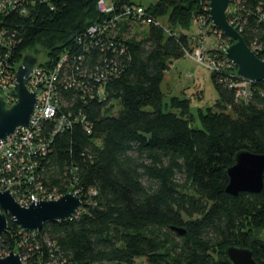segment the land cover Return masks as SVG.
Returning <instances> with one entry per match:
<instances>
[{
  "label": "trees",
  "instance_id": "1",
  "mask_svg": "<svg viewBox=\"0 0 264 264\" xmlns=\"http://www.w3.org/2000/svg\"><path fill=\"white\" fill-rule=\"evenodd\" d=\"M209 2L115 0L118 12L137 3L146 9L141 39L126 36L139 24L133 15L110 26L98 0H23L24 13L0 11V32L9 41L0 52L14 70L31 50L38 60L45 51L44 66L68 53L57 90L73 122L36 157V177L51 191H78L82 199L75 215L46 221L37 234L8 215L0 253L17 251L25 264H133L137 257L146 264H233L226 247L237 245L264 264V187L226 192L236 154L264 153V83H253L246 101L230 86L240 80L236 65L212 71L219 98L199 109L200 127L189 98L166 99L162 90L173 60L191 50L184 30L196 17L211 23ZM232 4L229 21L264 58V0ZM165 16L168 26L160 21ZM96 23L101 30L92 35ZM44 130L51 136L54 122Z\"/></svg>",
  "mask_w": 264,
  "mask_h": 264
},
{
  "label": "water",
  "instance_id": "2",
  "mask_svg": "<svg viewBox=\"0 0 264 264\" xmlns=\"http://www.w3.org/2000/svg\"><path fill=\"white\" fill-rule=\"evenodd\" d=\"M232 0H210L209 18L211 22L233 42L226 48V56L237 66L241 78L264 82V59L245 41L241 32L229 21L228 11ZM38 58L26 53L16 70L14 89L17 102L6 106L0 96V140H6L19 128L29 127L38 98L37 91H30L27 80L31 75ZM229 183L226 192L238 195L240 192L259 193L264 187V153L248 149L239 151L235 163L227 169ZM82 205L81 197L75 192H67L54 200H34L28 207L22 206L14 198L11 190H0V239L8 228V215L27 231H40L46 221H58L71 218ZM183 234L186 230L174 227ZM226 254L233 264H258L253 250L249 247L229 245ZM0 264H24L19 252L10 251L0 256Z\"/></svg>",
  "mask_w": 264,
  "mask_h": 264
},
{
  "label": "built area",
  "instance_id": "3",
  "mask_svg": "<svg viewBox=\"0 0 264 264\" xmlns=\"http://www.w3.org/2000/svg\"><path fill=\"white\" fill-rule=\"evenodd\" d=\"M22 2L23 0H0V11L9 13L20 9L24 13L25 11L21 9ZM97 6L100 12L111 15L110 26L115 27L117 24L116 20L126 15H133L138 23L146 24V19L144 18L146 9L138 3L132 6H124L121 12L117 11L115 0H98ZM109 25L107 26L109 27ZM100 27L97 23L90 26L88 29L89 33L95 34L97 30H101ZM8 45L9 41L6 36H4L3 32H0V46ZM251 48L255 51L257 46L254 45ZM67 54L64 53L53 66L41 65L38 60L27 80L28 89L37 91L38 98L30 125L26 128H19L16 133L9 136L6 140H0V189L6 187V190H11L15 198H18L19 204L23 202L29 206L34 200H54L63 195L45 188L43 184L37 181L36 157L46 155L53 135L63 131L73 122L69 116L71 114L68 115L61 110L62 103L57 90L60 75L62 73L65 74L62 69L68 68ZM232 65L234 66L235 64L227 58L225 48L224 57L221 58L219 56L218 61H213L209 68L212 71L222 70ZM12 67L0 52V96L5 101L9 100L10 97H15L17 100V94L14 89L17 68L14 70ZM236 75L238 76L237 72ZM239 78V81L232 82L230 86L236 89L238 99L247 101L253 94L252 84L256 81ZM102 92L103 87L100 86L98 88V96ZM78 120H84V117L76 116L74 121ZM47 121L54 122V130L51 136L50 132L49 136L44 133ZM74 192L78 193V191ZM28 232L37 234L39 231ZM47 242L49 245L51 244L48 240Z\"/></svg>",
  "mask_w": 264,
  "mask_h": 264
},
{
  "label": "rangeland",
  "instance_id": "4",
  "mask_svg": "<svg viewBox=\"0 0 264 264\" xmlns=\"http://www.w3.org/2000/svg\"><path fill=\"white\" fill-rule=\"evenodd\" d=\"M134 1L148 6L154 4L157 0ZM236 9L237 6L231 3L228 12L234 13ZM160 21L166 26L170 24L167 16L160 18ZM210 24H207L204 19L196 17L189 29L184 30L192 35L191 50L188 53L186 52L185 56L173 60L162 82V90L166 95V99L171 96H181L190 99L191 112L195 116L193 124L199 127L201 126L198 115L199 109L214 106L219 98L212 79V70L209 67L213 61H218L219 55L223 54L224 49L230 44L229 40L223 36V33L219 29L216 30ZM177 28H179L178 25ZM147 29L148 26L146 24H134L128 33L129 35L127 34L126 36L128 38L141 39L144 37ZM27 53L35 55L32 50ZM37 54H39V61L46 60L47 56L44 50H41ZM16 102L15 97H10L9 100H6V106L11 107ZM119 108V105H115L112 113L117 114ZM0 190L4 191L6 187ZM13 196L15 198V195ZM15 199L18 201V198ZM21 205L28 207L23 202ZM8 253H0V256H5ZM133 264H146V259L144 257H137Z\"/></svg>",
  "mask_w": 264,
  "mask_h": 264
}]
</instances>
